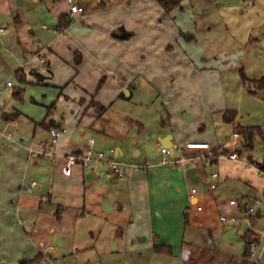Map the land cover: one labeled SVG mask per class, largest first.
Segmentation results:
<instances>
[{
	"label": "rangeland",
	"instance_id": "obj_1",
	"mask_svg": "<svg viewBox=\"0 0 264 264\" xmlns=\"http://www.w3.org/2000/svg\"><path fill=\"white\" fill-rule=\"evenodd\" d=\"M141 1L145 3V0ZM250 1L182 0L181 6L171 11V15L184 31L182 46L191 58V64L182 66L174 62L180 52L179 47L169 55L162 53L163 44L160 42L170 41L168 39L173 32L157 34L155 37L159 43L156 46H161L152 56L156 62H146L148 60L145 59L140 66L144 71L149 68L155 71V80L163 85V91L158 87L148 91L137 82L132 97L127 98L124 93L110 101L94 126L99 130L104 128L105 132L89 129L87 133L96 141L94 150L108 152L115 144L112 135L122 134V141L130 147L122 159L129 163L145 159L160 162L163 153L156 145L155 136L163 126L176 133L178 146L172 150L170 158L184 156L181 148L185 146L186 139L197 137L205 138L213 145L220 144L222 152L237 151L243 162L250 155L255 161H262L264 138L256 135L254 150L247 152L244 149L239 151L242 135L235 136L237 125L258 126L264 132V89L257 88L252 81L264 77V0H256L254 4ZM73 2L84 4V14H90V17L80 21L69 17L70 31L66 33L59 28V17L63 12L67 13ZM130 3V0H0V28L4 29L0 35V85L5 86L8 81L13 84L12 87H3L0 123L4 113L19 112L20 119L12 127L9 123L0 124V129L12 132L18 141L29 144L33 141L31 134L34 130L41 132L39 123L46 120L52 103L55 107L51 117L69 125L72 110L65 103V96L60 97L62 86L54 83L66 81L64 78L71 74V66L51 58V66L57 73L55 82H41L29 75L26 81H22L18 71L43 48L48 52V46L54 41L55 45L58 43L55 48L61 46L66 55L68 49L73 52L78 44L80 47L90 43L93 37L107 40L106 23L111 18H128L129 14L124 10ZM136 6L142 7L139 2ZM110 7L120 10L113 11L112 16L103 14ZM154 8L148 6L146 9L152 17L157 12ZM139 24L137 45L146 50L145 39L150 41L154 30L147 29V35L145 25L141 27ZM75 56L80 54L76 52ZM75 56H72L74 63ZM220 106L222 108L217 109ZM226 109L237 111L231 123L223 119ZM186 113L190 115V120L186 118ZM145 120L148 125L139 130L137 122ZM135 143H140L142 150L139 159L132 158L131 150L137 147ZM144 143H153L157 158H147ZM212 149L214 151L215 148ZM4 153L0 151V169ZM5 155L3 157L6 158ZM204 162L207 164L204 179L195 184L200 189L199 203L190 208L193 220L185 231V241L189 246L185 247L182 256L156 251L151 236L147 238L145 235V226L142 227L141 222L131 225L128 201H125V210L107 213L101 209L102 199L110 204L116 203V185H111L114 177H108L106 163L92 162L86 172L94 168L95 177H85L86 202L77 216L73 215L74 209L68 215L66 224L70 231L64 232L67 234L66 245L61 247L56 242V252L49 250L45 262L32 264H237L241 261L243 264H264V250L259 261L247 258L243 240L248 230L259 237L260 233H264V214L253 220L250 216L244 218L250 204L239 205L243 197L260 195L264 200V193L257 194L253 189L262 177H250L247 173L244 176L241 167H233L230 172L226 171L229 177L225 178L220 162ZM190 166L191 163L184 165L186 169ZM215 172L219 177L212 176ZM33 179L39 181V185L35 192L30 188L28 196H36L44 181L34 159L28 164L23 185L29 186ZM48 205L44 203V210L49 211ZM198 206H201L200 211ZM30 210H21L22 215L31 213H28L30 221L26 224L34 223L37 218L38 211ZM56 211L55 206L53 215L57 220ZM233 215L238 217L237 222L225 223L221 220V216Z\"/></svg>",
	"mask_w": 264,
	"mask_h": 264
},
{
	"label": "crops",
	"instance_id": "obj_2",
	"mask_svg": "<svg viewBox=\"0 0 264 264\" xmlns=\"http://www.w3.org/2000/svg\"><path fill=\"white\" fill-rule=\"evenodd\" d=\"M130 1V6L124 10L125 13L129 14L128 18L126 16L111 18L106 23L107 40L93 37L92 42L80 45V47L78 44L77 48L73 49V52L70 51L71 53L68 49L66 55H64L65 50L61 46H59V49L55 48L58 43L55 45L54 41L48 46V52L43 48L38 52L39 55H35L31 62L25 65L24 68H21L27 75L35 77L36 80L40 78L30 74L31 71L37 72L44 77L41 82H55L57 73L55 68L51 66V58L54 61L62 60L67 62L72 67H70L72 70L71 74L64 78L66 81L63 80L54 84L62 86L59 93L61 94L60 97L65 96V103H68L72 113L70 119H68L70 121L68 125L65 122L52 118L53 111L46 119V125L39 123L41 132L38 133L37 129H35L31 134L33 141L29 144H23V140L18 141L15 138V134L11 138L6 136L0 137V151L2 153L5 152L4 155L6 154V158L2 155L0 169V264H20L24 259L34 260L38 256L41 257L38 263H43L47 259V252L49 250L56 252V242L61 247L66 245L67 238L65 235L67 234H64V232L70 231L66 224L68 215L74 209L72 211L73 215L77 216L78 210L85 204V177L87 176L89 179H92L95 177V172L94 168L93 171L86 172L85 167L76 165L73 167L72 174L66 176L63 173L65 156L85 151L90 139L87 136L89 129L105 132L104 128L101 130L94 128L97 119L105 112L110 101L113 102L119 95L121 96L125 93L127 98L132 97L137 82L144 85L148 91L155 89V87L163 91V85L155 80V71L151 70V68L144 71V69L142 70V66H140V63L145 59L148 60L146 62H156L152 56L157 52V47L160 49L161 45L156 46V43L158 44L159 42H157V37L155 36L161 32L165 34L170 31L171 33L173 32V35L168 39H171L170 41L160 42L163 44L162 53L169 55V53H174V50L179 47L180 52L176 55L174 62L182 66L184 64H188L189 66L192 62L187 51L185 52L183 49L181 35H183L184 31H182L181 25H177L176 21H174L171 15L173 12L168 13L156 0H145V3L143 1L140 2V0ZM137 2L142 7H137ZM73 4L83 7L82 13H72L71 7L67 13H63L79 21L90 17V14H84V4L73 2L71 6ZM144 5L146 6L144 7ZM148 6H155L154 9L157 12L154 17H152L150 11L146 10ZM116 10L120 9L110 7L103 14L107 13L108 16H112V12ZM138 24L141 27L145 25L146 30H154L150 34V41L148 38L147 40L145 39V42H147L146 50L141 49V46L137 45ZM120 27H123L124 30L119 31ZM64 31L67 33L70 31V28L68 27ZM125 31L131 32L132 36L127 39L121 38V34ZM3 32L4 29L0 32V35ZM76 52L80 54V63H74L75 58H72ZM147 55H149L148 58ZM63 56L67 57V59ZM41 57L44 58V62L41 61ZM73 64H75V67H73ZM69 89H72L74 92L71 93ZM101 106H104L105 109H101ZM221 108L220 106L217 109ZM2 109L3 104L0 101V115ZM11 114L12 117L10 119L3 117L0 124L5 125L9 123L11 127L14 125V122L18 124L20 121L18 117L19 112ZM185 115L190 116L187 113ZM187 119L190 120L191 117ZM52 123L67 128V132L61 136L56 147L58 158L56 161H52L48 157L31 156L29 152L30 148L37 147L40 142L49 139V125L51 126ZM146 123H148L147 120L145 122H137L139 130L145 129L148 125ZM235 136L240 137L238 133H235ZM112 137L115 140L114 148L116 156L119 158L125 157L130 147L122 141L123 135L120 134L118 136L114 133ZM189 141L209 142L211 148L220 146V144L213 145L205 138H188L185 144ZM155 142L156 145L161 147V152L162 147L173 150L178 146L176 133L170 132L168 127L165 129L163 126L157 132ZM139 144L135 143L137 147L131 150L133 152V159L141 158L142 150ZM144 144L146 145L144 149L147 158H157V153L152 146L153 143ZM181 150L187 156L200 155V153H204V155L199 159L197 164H191L187 169L184 167L185 164L182 166L161 164L160 162L148 161V159L134 161L133 163L146 164L147 168L132 172L125 180L113 176L111 185H116L115 196L117 199L115 204H111L112 210L109 212L105 211L103 206L106 201L105 199L100 201L101 209L107 213L117 209L125 210V201H128L131 208V225L133 226L141 222L143 224L142 227L145 226L144 232L147 233L145 235L147 238L151 236L154 245L170 246L172 254H180V256H182L185 247L189 246V243L185 241L186 226L193 220L189 210L193 205L199 203L200 189L195 184L203 181L204 171L207 167L204 161L212 162L211 156H213V149L212 154L208 150L186 149L185 146ZM232 153H236L238 159L233 160L220 157V154L229 155ZM171 154L173 155V153ZM220 154L218 160L212 163H221L225 178L229 177V174L226 172L227 170L233 167H241V172L244 176L247 173L250 177H254L255 175L262 177L260 182L256 181L253 189L257 194L264 193V174L260 172L254 163L250 162V159H246L243 162L237 151L221 152ZM33 159L36 162L37 170L42 173L44 181L41 190L36 196H28L26 194L29 189L33 188L34 190L39 185V181L36 179H33L27 187L23 185L26 181L28 164ZM97 163H106L109 168L107 162ZM20 166L23 169H19ZM247 166L252 168H247ZM189 168H195L197 179L193 180L188 176L187 171ZM225 168L227 169L225 170ZM237 171H240V169H237ZM107 175L108 177H112L109 171ZM212 176L215 178L219 177L216 172ZM33 182H36L35 186H32ZM193 189H197V193L193 194ZM244 198H248L249 200ZM254 198L253 196L243 197L239 205L247 206V203ZM44 203H49V211L44 210ZM55 206L56 210L64 207V209H61L60 217L56 216L57 220L53 215ZM29 209L35 212L38 211L37 218L32 224H26L30 221V215H28V213L31 214L30 212L21 214V210L29 211ZM197 210L200 211L198 207ZM186 215L189 219L188 224L185 221ZM120 232L123 233L121 230ZM245 248L246 245L244 244ZM243 263L241 261L237 264Z\"/></svg>",
	"mask_w": 264,
	"mask_h": 264
},
{
	"label": "built area",
	"instance_id": "obj_3",
	"mask_svg": "<svg viewBox=\"0 0 264 264\" xmlns=\"http://www.w3.org/2000/svg\"><path fill=\"white\" fill-rule=\"evenodd\" d=\"M256 0H251L250 3L254 4ZM83 7L73 4L71 6V12H82ZM3 29L0 30L2 32ZM41 61L44 62V58L41 57ZM12 82L8 81L5 86L0 85V96L3 93V87H12ZM67 132V128L64 126L53 127L49 130V139L47 141H42L38 144L37 147L30 148L29 152L31 156L37 157H48L52 161H56L58 158V153L56 151V147L59 143V140L63 134ZM6 136L8 138L13 137L12 132L2 131L0 129V137ZM95 140L90 138L88 140V145L85 151L67 154L65 156V165L63 166V173L66 176H70L73 171V167L76 165H82L87 168L90 166L92 162H107L109 165V174L113 175L119 179L125 180L127 179L132 172L140 171L142 169L147 168L146 164H137V163H129L122 158L116 156L115 148H111L108 152H96L94 150ZM186 149H196L200 151L208 150L210 154H212V148L209 142H198V141H189L185 144ZM163 158L161 159V164H176V165H184L187 162L191 164H197L199 159L204 155V153H200V155H184L179 158H170L169 156L172 153V150L167 147H162ZM220 157L230 158L233 160L238 159V155L236 153H232L229 155L220 154ZM261 172V171H260ZM264 174V172H261ZM36 182L32 183V186H35ZM192 193H197V189H193ZM248 204V203H247ZM249 206L246 210L244 218H247L249 215L254 214L258 211L264 212V200L260 195L255 196V198L249 202ZM198 209L201 210V206H198ZM221 220L225 223L237 222L238 217L236 215L227 217L221 216ZM262 238L261 243H258L256 240H252L250 242V257L257 258V261L260 260L262 256V252L264 250V233L259 234Z\"/></svg>",
	"mask_w": 264,
	"mask_h": 264
},
{
	"label": "trees",
	"instance_id": "obj_4",
	"mask_svg": "<svg viewBox=\"0 0 264 264\" xmlns=\"http://www.w3.org/2000/svg\"><path fill=\"white\" fill-rule=\"evenodd\" d=\"M156 1H158L168 13L173 11L175 8L181 6V2H182V0H156ZM59 21H60V25H59L60 29L61 28L66 29L70 25L68 14H65V13L61 14L60 17H59ZM121 30H124V28L120 27L119 31H121ZM183 35H185V34L183 33ZM131 36H132L131 32H126L125 31V32H123L121 34L120 37L123 38V39H127V38H129ZM80 61H81L80 57L77 56L76 57V63H80ZM30 74H32V75H34L36 77L38 76L40 78V79H38V81H42L44 79V77L42 75H40L39 73H37V72L31 71ZM18 75H19V78L22 81H26L27 73L23 69H20L18 71ZM246 79H248V78H246ZM252 81L254 82V85L257 88L264 89V77H262L260 79H254ZM54 107H55V103H52L48 107L47 118L53 112L52 110L54 109ZM100 108L101 109H105L104 106H101ZM236 116H237V111L234 110V109H226V110L223 111V119H224L225 122H228V123L233 122L235 120ZM3 117H5L6 119H10L12 117V114L4 113ZM45 122H46V120L43 121L41 124L42 125H46ZM53 127H60V125H56L55 123H52L51 126L49 125V130L51 128H53ZM236 130H237L236 133H238L239 135H242V148H239L240 149L239 151L244 149L247 152H251L255 148V137H256V135L259 134L261 136V138H264V132L258 126L237 125L236 126ZM221 152L222 151H221L220 146L216 147L214 149V151H213V153H214L213 156H211V161L212 162H216L218 160L219 154ZM249 159H250V162L254 163L261 172H264V158L262 159V161H255L253 159V157L250 155ZM61 209H64V207H62ZM61 209L57 210V216L58 217H60V215H61ZM262 214H264L263 211H258L256 214H251L249 216L253 220L255 217L260 216ZM185 221H186V224L189 223V219H188L187 215L185 216ZM243 239H244V242H245V245H246L245 256L247 258H249L250 257V242L252 240H256L258 243H261L262 238L257 236V235H255L252 230H248L245 233V235L243 236ZM154 248L158 252H166L168 254H172V249H171L170 246L155 244ZM40 260H41V257L38 256V258H36L34 260H26V259H24V260H22L20 262V264H32V263L38 262Z\"/></svg>",
	"mask_w": 264,
	"mask_h": 264
},
{
	"label": "water",
	"instance_id": "obj_5",
	"mask_svg": "<svg viewBox=\"0 0 264 264\" xmlns=\"http://www.w3.org/2000/svg\"><path fill=\"white\" fill-rule=\"evenodd\" d=\"M185 116H186V118H190V116H188V115H185ZM150 156H152V155H150ZM195 172H196L195 168H189L188 171H187V174H188V176L190 178L195 180V179H197L196 178L197 176L195 175ZM103 208H104L105 211L109 212L110 210H112V205L109 202H105Z\"/></svg>",
	"mask_w": 264,
	"mask_h": 264
}]
</instances>
